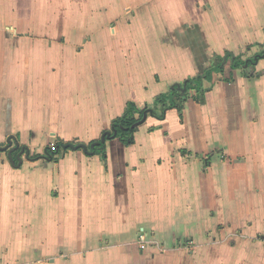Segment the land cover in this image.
I'll return each mask as SVG.
<instances>
[{
	"label": "crops",
	"instance_id": "0c3cea01",
	"mask_svg": "<svg viewBox=\"0 0 264 264\" xmlns=\"http://www.w3.org/2000/svg\"><path fill=\"white\" fill-rule=\"evenodd\" d=\"M261 51L264 0H0V264H264V59L105 159L29 158Z\"/></svg>",
	"mask_w": 264,
	"mask_h": 264
},
{
	"label": "trees",
	"instance_id": "16d2710c",
	"mask_svg": "<svg viewBox=\"0 0 264 264\" xmlns=\"http://www.w3.org/2000/svg\"><path fill=\"white\" fill-rule=\"evenodd\" d=\"M259 59H264V51L246 60H241L239 55L235 56L230 52H225L222 57L217 58V62L213 66L205 69L202 74L190 77L181 84H173L168 92L157 95L150 106L145 105L140 109L134 102H126L121 114L111 118L109 129L104 130L103 133L108 131L110 136L115 133L113 138L125 146H131L134 143V133L138 129V125L135 124L143 118L144 114L162 120L169 110H176L181 113L185 102L188 100H192L197 104H204L205 89L203 81L207 80L213 71L220 70L223 61L229 60L231 67L237 68L245 65H254ZM183 88L184 90L182 91ZM113 138H106L105 141ZM99 140L89 142L88 150L91 155H99L102 159H105L104 142L91 149L89 148L91 143ZM62 144L61 141H58L53 147H45L42 155L33 154L29 158L31 160L42 158L47 161H54L57 156L67 151L62 149Z\"/></svg>",
	"mask_w": 264,
	"mask_h": 264
},
{
	"label": "water",
	"instance_id": "95a60500",
	"mask_svg": "<svg viewBox=\"0 0 264 264\" xmlns=\"http://www.w3.org/2000/svg\"><path fill=\"white\" fill-rule=\"evenodd\" d=\"M184 90V88L182 89V91ZM146 118V114H144L143 118L138 121L135 125H139L141 124ZM114 134L113 133L111 136H110V133L108 131L104 132L101 137H100V140L99 141H96V142H93L89 145V148H93L94 146L98 145L99 143H103L105 141L106 138H110V137H114ZM12 142H13V139L12 138H7L6 139V144L3 146V147H0V151H7V156L10 160L11 163H13V157L11 155V152L13 150H16L18 148V144L17 142H14V146H11L12 145ZM62 149L63 150H82V152L84 154H90L89 150H88V147L85 145V144H82V143H78V144H73V143H64L61 145ZM23 152V149H20L18 154H16L15 158L17 160V164L19 165L21 160H20V155L21 153Z\"/></svg>",
	"mask_w": 264,
	"mask_h": 264
},
{
	"label": "built area",
	"instance_id": "2783aa9c",
	"mask_svg": "<svg viewBox=\"0 0 264 264\" xmlns=\"http://www.w3.org/2000/svg\"><path fill=\"white\" fill-rule=\"evenodd\" d=\"M139 236H140V240H141V241H144V240H145V239H144V236H143L142 234H140Z\"/></svg>",
	"mask_w": 264,
	"mask_h": 264
},
{
	"label": "rangeland",
	"instance_id": "374dc122",
	"mask_svg": "<svg viewBox=\"0 0 264 264\" xmlns=\"http://www.w3.org/2000/svg\"><path fill=\"white\" fill-rule=\"evenodd\" d=\"M54 1V0H53Z\"/></svg>",
	"mask_w": 264,
	"mask_h": 264
}]
</instances>
